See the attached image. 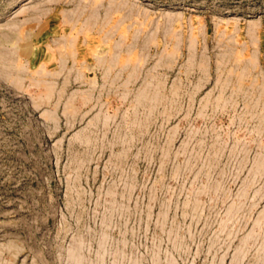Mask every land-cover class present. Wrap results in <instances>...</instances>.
Listing matches in <instances>:
<instances>
[{
  "label": "rangeland",
  "instance_id": "rangeland-1",
  "mask_svg": "<svg viewBox=\"0 0 264 264\" xmlns=\"http://www.w3.org/2000/svg\"><path fill=\"white\" fill-rule=\"evenodd\" d=\"M0 264H264V0H0Z\"/></svg>",
  "mask_w": 264,
  "mask_h": 264
}]
</instances>
